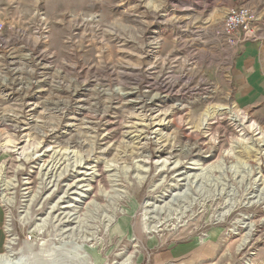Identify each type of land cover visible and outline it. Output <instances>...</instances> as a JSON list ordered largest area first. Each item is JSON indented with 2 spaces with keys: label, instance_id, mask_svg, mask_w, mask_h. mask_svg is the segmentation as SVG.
I'll return each mask as SVG.
<instances>
[{
  "label": "rangeland",
  "instance_id": "1",
  "mask_svg": "<svg viewBox=\"0 0 264 264\" xmlns=\"http://www.w3.org/2000/svg\"><path fill=\"white\" fill-rule=\"evenodd\" d=\"M222 2L0 0L14 257L32 244L66 264H264V146L247 126L264 114L231 90ZM11 136L29 139L23 155L2 147Z\"/></svg>",
  "mask_w": 264,
  "mask_h": 264
},
{
  "label": "crops",
  "instance_id": "2",
  "mask_svg": "<svg viewBox=\"0 0 264 264\" xmlns=\"http://www.w3.org/2000/svg\"><path fill=\"white\" fill-rule=\"evenodd\" d=\"M224 8L240 4L258 9L256 36L236 46L234 67L231 72L237 102L252 111L264 114V0H223ZM201 10L206 5H197ZM193 6L187 5L188 10ZM197 7V8H198ZM196 11V10H195Z\"/></svg>",
  "mask_w": 264,
  "mask_h": 264
},
{
  "label": "bare ground",
  "instance_id": "3",
  "mask_svg": "<svg viewBox=\"0 0 264 264\" xmlns=\"http://www.w3.org/2000/svg\"><path fill=\"white\" fill-rule=\"evenodd\" d=\"M90 19H92V18H90ZM157 44H158L157 47H160L159 43H157ZM226 108L227 107H225V106H223V107L221 106L218 110H215V111H217V113H218V111H221L220 113L222 114ZM215 111L213 113L206 114L204 116V118L202 119V124H203V126L205 128H209L210 127L212 116H214L215 113H216ZM236 111L237 112L235 113V116L237 117V119L242 121L243 125L246 126V124L248 122H250L249 118L247 116L241 114V112H239L238 110H236ZM167 117L168 116L165 114L164 116L158 115L156 117H152L151 119H153L155 125H162L164 120ZM5 121H7V119ZM134 124L137 125V124H139V122H135ZM247 126L249 127V129L254 130L256 134L260 135L258 137V141H259L261 146H264V130L262 129V127L259 126L255 121H251L250 124L247 125ZM135 127H137V126H135ZM7 136H9V135H7ZM11 137L13 138V136H11ZM11 137H10V139H7V141H5L2 144V147H8V148L14 149V152H17L20 155H23L26 148H25V146H21V144L24 143V142L26 144L29 143V139H26L24 141H20V140L16 141V140H14V138L12 139ZM78 141H76V143H75L76 146L79 144ZM78 146H80V144ZM1 211L2 210H1V206H0V213H1ZM4 224H6V222ZM6 225H7V227L5 226L6 231L10 232V234H9V239H7V246L4 248V243H5V240H6L8 235L7 236L5 235L4 230H2V226H1V223H0V264H66L67 263V261L65 262L64 260H61L60 257L59 258L58 257H53L52 258V257L47 256V255L46 256L45 255H40L39 253L38 254L36 253L35 256L33 255V257H32L30 255V252H32V251H34L36 249L35 245H32V244H25L23 246V252L25 253V256L27 255L28 257L25 258L22 255H21V257L20 256L19 257H14V255L12 253H10L11 252L10 249H13L12 246L15 244L14 242H12V240H14V238L12 237V233H11V231L14 229V227H12L13 223L11 222V224L9 223V225L7 223ZM46 253H48V252H46ZM52 253H54V252H52ZM93 261H94V259H93Z\"/></svg>",
  "mask_w": 264,
  "mask_h": 264
},
{
  "label": "built area",
  "instance_id": "4",
  "mask_svg": "<svg viewBox=\"0 0 264 264\" xmlns=\"http://www.w3.org/2000/svg\"><path fill=\"white\" fill-rule=\"evenodd\" d=\"M258 9L240 4L231 6L226 11L219 33L229 38L230 42L238 46L242 41L256 36V21Z\"/></svg>",
  "mask_w": 264,
  "mask_h": 264
}]
</instances>
